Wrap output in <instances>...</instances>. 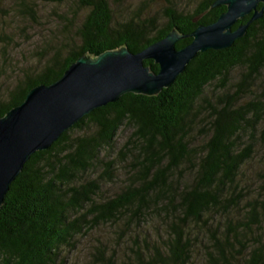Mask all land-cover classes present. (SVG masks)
<instances>
[{
    "label": "trees",
    "instance_id": "16d2710c",
    "mask_svg": "<svg viewBox=\"0 0 264 264\" xmlns=\"http://www.w3.org/2000/svg\"><path fill=\"white\" fill-rule=\"evenodd\" d=\"M28 1L35 4L21 0L33 14ZM213 2L199 0L191 12L168 7L159 26L138 16L115 21L109 0H77L87 13L75 28V38L55 47L36 70L24 72L0 93V117L32 87L57 80L82 55L95 57L121 47L136 52L173 28L188 35L199 24L213 22L226 9L213 7ZM248 18L237 20L233 28ZM191 39L180 38L175 47ZM143 63L158 71L153 60ZM263 71L264 14L231 46L197 52L157 94L128 92L83 116L49 148L34 152L10 183L0 206V264H69L65 251L93 228L115 222L128 228L133 218L151 212L164 216L165 237L150 244L146 237L132 236L125 243L129 253L120 259L116 246L98 242L90 252L91 263L191 264L193 250L202 244V264H264V173L253 195L247 196L239 182L264 118ZM256 81L262 85V98L242 103ZM124 126L132 130L124 147L134 154L131 181L98 200L103 178L97 169L111 178L115 167L114 157L104 160L102 151ZM185 175H190L188 181ZM240 203L245 209L233 220L229 212ZM217 214L227 218L214 223Z\"/></svg>",
    "mask_w": 264,
    "mask_h": 264
},
{
    "label": "water",
    "instance_id": "95a60500",
    "mask_svg": "<svg viewBox=\"0 0 264 264\" xmlns=\"http://www.w3.org/2000/svg\"><path fill=\"white\" fill-rule=\"evenodd\" d=\"M259 4H261L259 6ZM226 9L190 34L170 30L163 38L139 51L126 47L106 50L92 57H78L50 84H38L24 100L0 117V206L10 183L36 151L46 150L58 137L95 108L115 102L122 94L155 95L182 73L197 52L220 50L242 37L249 24L264 14V0H214ZM249 16L237 24V20ZM191 41L181 48L175 43ZM153 60V72L143 61Z\"/></svg>",
    "mask_w": 264,
    "mask_h": 264
},
{
    "label": "rangeland",
    "instance_id": "374dc122",
    "mask_svg": "<svg viewBox=\"0 0 264 264\" xmlns=\"http://www.w3.org/2000/svg\"><path fill=\"white\" fill-rule=\"evenodd\" d=\"M198 1L109 0V3L113 10L115 21H124L127 18L138 16L145 20H154L156 24L162 26L165 23L164 11L168 7L177 11L191 12L198 4ZM34 2V5H32V1L28 3L33 8V14H31L22 5L21 0H0V93H5L6 89L10 88L24 72L36 70L55 47L70 41L71 37L75 38V28L83 21L87 13L86 8L78 6L77 0H65L62 3L42 2L39 0ZM65 18L70 19V24L67 23ZM66 28H68V32H66ZM235 74L234 72L231 75L232 79L235 78ZM263 77L264 71L259 75V78ZM262 84L264 85V82ZM252 88V94L245 96L242 103L254 102L256 99L262 98L261 83L256 81ZM131 132L130 127H121L115 135L112 146L102 151L101 158L104 160L110 158L108 156L114 157L115 167L112 170L111 178L104 176L100 167L97 169V173L103 178L101 179V190L97 195L98 200L113 196L131 181V174L134 172L132 171L134 154L128 153L124 149ZM75 134L76 132L72 133V135ZM256 134L258 137L254 138L256 145L253 157L243 165L240 172L239 182L244 187V192L246 195L248 194L247 196L255 194L253 192L254 188L264 173V118L259 121ZM197 135H199L198 130L195 133V136ZM197 142L200 143V139ZM127 147L132 148V144ZM125 153H128V157L124 159ZM181 173L178 170L176 171L178 176ZM189 176L185 175L184 181H188ZM245 206L246 204L240 203L237 209L229 212L230 218L234 220V217L241 216V211L245 209ZM225 218L227 216L217 214L213 222H223ZM164 221V216L151 212L143 219L136 221L133 218L128 228H124L122 222L101 224L79 237L74 248L65 251L67 263L92 264L91 258H89L90 252L98 242L105 243L109 248L116 246L118 258H123L129 253L125 243L128 242L130 244L132 236L136 235L140 240L146 237L149 239L150 244L158 242L161 237H165L167 228ZM121 231L126 232L127 235H121ZM202 236L203 241L207 243L205 236ZM118 241L121 244L116 245ZM201 245L197 244L195 250H193L194 254L191 258V264L203 263Z\"/></svg>",
    "mask_w": 264,
    "mask_h": 264
}]
</instances>
